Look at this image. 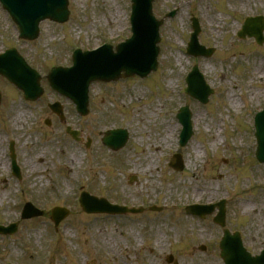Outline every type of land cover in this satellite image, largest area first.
Here are the masks:
<instances>
[{"label":"rangeland","instance_id":"374dc122","mask_svg":"<svg viewBox=\"0 0 264 264\" xmlns=\"http://www.w3.org/2000/svg\"><path fill=\"white\" fill-rule=\"evenodd\" d=\"M230 2L154 0L156 18L175 11L159 28L156 71L143 79L90 84L84 117L48 87L43 75L57 66H71L68 51L74 47L85 51L103 42L115 46L129 37V0H69L68 21L42 22L38 38L30 42L18 40L14 24L0 6V52L14 47L42 75L44 88L38 100L25 101L19 90L0 78V224L17 222L14 234L0 235V264H168L169 254L177 264H223L218 245L224 229L239 232L251 255L264 249V164L255 160L251 123L254 113L264 107V80L252 74L258 60L249 56L264 54V41L257 45L253 38L237 37L245 18L264 19V0H247L249 6L239 17L232 13ZM203 4L222 19L219 29L209 30V16L199 10ZM192 18L199 22V44L213 49L210 57L186 54ZM228 24L226 34L222 27ZM193 65L213 90L206 105L183 92ZM55 101L63 107V120L47 107ZM181 106L190 109L193 126L182 148L178 146L181 126L175 118ZM218 126L221 136L211 147L206 138L214 136ZM66 128L77 131L79 140H73ZM114 128L128 132L125 147L117 152L101 143L102 133ZM164 130L169 135L162 142ZM11 141L19 181L9 168ZM153 143L160 150L154 151ZM197 147L205 148L199 158L193 151ZM72 153L79 157L69 173L65 160ZM175 153L182 155L181 172L168 167ZM131 176L136 177L133 183ZM82 191L144 211L86 214L77 199ZM203 191L207 192L200 194ZM222 199L223 227L212 222L217 210L203 219L185 213L186 205ZM25 202L44 215L21 220ZM243 203L250 207L248 213ZM152 206L161 210L149 211ZM53 207L69 210L56 228L50 220Z\"/></svg>","mask_w":264,"mask_h":264},{"label":"water","instance_id":"95a60500","mask_svg":"<svg viewBox=\"0 0 264 264\" xmlns=\"http://www.w3.org/2000/svg\"><path fill=\"white\" fill-rule=\"evenodd\" d=\"M3 7L10 13L13 20L18 24L21 37L25 39H34L37 36V24L40 20L48 18L57 22H64L67 19L68 12L66 10L65 0H46L42 4L38 0H0ZM134 7L139 8V15H143V23L147 26L145 17V10L142 9V4L137 3V0H132ZM143 1V0H140ZM53 3H57L54 5ZM144 11V14L141 12ZM151 15L149 8V16ZM147 16V14H146ZM152 18L150 21L152 22ZM154 22V20H153ZM159 25L156 22V27ZM264 28L262 25V18H249L246 20L242 31L239 33L240 37L245 35L253 36L257 43H262L261 31ZM147 34L146 32H143ZM158 41V40H157ZM135 41L130 40L125 46L117 48V55L110 53L111 47L105 46L104 48L92 53L88 58L78 53L75 57L74 67L71 69H54L48 76L50 86L60 94L72 100L77 107L80 115L87 113V88L93 81H116L119 78L131 77L138 75L145 77L149 71L155 70L156 63L148 65H141L143 69H137L132 66H127L124 61L125 51L134 45ZM192 54H200L201 51L196 45L195 38L190 45ZM15 52H8L0 56V75L5 77L9 82L14 84L17 88L21 89L24 93V98L28 100H36L41 94L42 89L39 87V77L35 72L26 67L22 60H19ZM189 84L194 85L193 92L190 89L187 92L193 96L198 97L203 102L207 101V96L211 91L206 87H202L201 80L197 78L196 73L192 72L190 75ZM190 85V86H191ZM51 110L57 114H61V107L58 104L50 106ZM186 113L185 109L181 110V115ZM184 134H190V126L188 118L184 119ZM257 158L260 162H264V114L257 120ZM126 140V135L122 131H112L105 133V138L102 140L103 144L112 149L120 148ZM171 166L180 169L181 162L176 160L171 163ZM81 206L87 212H107V213H123L126 212L124 208L109 206L104 200H97L89 198L86 194L81 197ZM219 214L215 218V222L220 226L224 225V210L218 205ZM201 208L191 207L187 211L197 214ZM212 208L204 214L211 213ZM38 212L29 206L26 207L25 216L40 215ZM67 211L55 209L53 211V220L58 223L65 217ZM0 232L11 233L9 229L1 230ZM221 253L220 256L225 264H264V251L259 257H251L242 248L240 238L237 234L231 236L228 231L224 232V238L220 243ZM171 261V258L168 260Z\"/></svg>","mask_w":264,"mask_h":264},{"label":"bare ground","instance_id":"6f19581e","mask_svg":"<svg viewBox=\"0 0 264 264\" xmlns=\"http://www.w3.org/2000/svg\"><path fill=\"white\" fill-rule=\"evenodd\" d=\"M231 11L232 13H234V15H236L237 17L243 15L245 12H246V8L249 6V3L247 2V0H231ZM208 4V3H207ZM207 4H203L202 6L199 7V10L200 11H203V12H206V14L209 16L208 18V23H209V30L211 29H214L217 30L220 28V22L222 21V19L219 17V16H216L213 11H212V8L210 7V5L207 6ZM223 30L226 34H228V28H231V25L228 24L226 27H222ZM216 32V31H215ZM251 56L255 57L258 61L257 63L254 65L253 67V72L252 74L253 75H256L258 79L260 80H264V54H259V56H255V54L253 53H250ZM230 99V98H229ZM231 100V103L233 105H237L236 102L233 100V99H230ZM149 105H145V107L147 108ZM146 113V111H145ZM20 116V113L17 114V116L14 118V121L18 120ZM146 116V114H144V117ZM169 135V132H167V130H164V135L163 137L161 138V141L162 142H165L167 139H168V136ZM221 136V130L219 129V126L217 127V130H216V133L214 136L212 135H208L207 138H206V143L209 144L211 147L212 146H215L218 142V138H220ZM223 140L221 139L220 142H222ZM152 149H154V151H158L160 150V146L159 144L157 143H153L151 145ZM194 154H195V157L196 158H199L201 156V152L204 153V147H197V148H194ZM37 156V155H35ZM78 155L76 153H72V155L70 156V158L67 160H65V163L69 169V173H72V166L75 162H77L78 160ZM189 162H192V160H190ZM150 166V165H148ZM72 179V177H71ZM207 191H203L202 193L200 194H205ZM211 196H206V199L207 200H210ZM244 206V212L245 213H248V210L250 209V207L248 206L247 203H243ZM162 233L160 235V238L162 237ZM163 238V237H162Z\"/></svg>","mask_w":264,"mask_h":264}]
</instances>
